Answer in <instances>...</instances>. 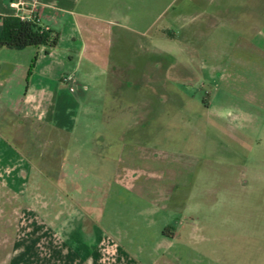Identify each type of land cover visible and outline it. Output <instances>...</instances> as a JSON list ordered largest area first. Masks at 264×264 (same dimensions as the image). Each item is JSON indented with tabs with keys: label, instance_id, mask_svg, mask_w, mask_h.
<instances>
[{
	"label": "rangeland",
	"instance_id": "rangeland-1",
	"mask_svg": "<svg viewBox=\"0 0 264 264\" xmlns=\"http://www.w3.org/2000/svg\"><path fill=\"white\" fill-rule=\"evenodd\" d=\"M204 5L85 0L84 37L99 49L88 51L92 61L76 60L75 133L50 132L54 143L46 145L33 131L22 151L48 156L42 193L49 202L61 195L66 217L94 219L129 246L136 263L264 264V49L239 44L236 28L209 27L217 19L204 17ZM21 126L2 114L0 149L21 153L13 138ZM86 139L92 145L80 142ZM79 151L85 177L58 180ZM71 186L96 193H77L76 202ZM13 196L1 189L2 218L14 214ZM33 196H16L17 217L43 216V200Z\"/></svg>",
	"mask_w": 264,
	"mask_h": 264
},
{
	"label": "crops",
	"instance_id": "crops-1",
	"mask_svg": "<svg viewBox=\"0 0 264 264\" xmlns=\"http://www.w3.org/2000/svg\"><path fill=\"white\" fill-rule=\"evenodd\" d=\"M11 1L0 0V35L3 32L4 19L16 17L15 9L10 6ZM84 1L38 0L40 22L60 34V42L55 49L41 47L15 50L0 47V121L2 114L6 113L12 118L20 119L22 126L18 133L16 128L13 138L23 143L19 154L12 149H0V196L2 188L8 189L14 195L12 217H1L0 202V264H142L134 261L135 257L130 254L129 246L123 245L106 229L98 230L94 219L88 220L82 216L66 217V202L61 195L55 194V203L49 202L47 194L42 193V178L49 182L50 176L48 156L43 153H22L33 144V131L45 137L46 145L54 143L48 138L50 132L58 135L75 133L76 126L73 121L75 113L81 108L72 86V82L81 76L80 64L76 65V60L78 56L83 59L87 56L92 61L96 57L88 51L97 52L99 49V44L90 43L84 37L85 31L90 32V28L83 27L80 22V18L84 17L81 10ZM199 1L207 4L202 6L204 17L209 20L217 19L216 22L207 21L209 27L214 28L216 25L218 29L221 27L222 32L224 28H236V32L241 35L238 38L239 44L247 41L249 47L253 44L255 48L264 49V0ZM212 6L216 8L210 11ZM252 33L259 34V41L242 36ZM67 71L70 74L66 78ZM70 77L72 79L68 80ZM21 130L24 131L23 135ZM77 140L79 139H75ZM80 142L92 145V140L89 139ZM76 155L72 170L66 171L64 167L60 169L58 180L75 179L83 175H80L82 171L78 164L83 153L79 151ZM36 161H40L42 168L34 169ZM6 166L12 168L9 171L4 170L5 175L7 174L5 179L2 178L1 169ZM45 168L46 175L43 173ZM32 178H39L40 185L34 186ZM71 187L75 197L73 200H82L77 193L83 190L80 189L79 192L76 191L78 186ZM54 189L56 193L65 194L64 188L61 190L58 186ZM95 189H85L82 193L95 194ZM18 194H29L31 198H34V194L38 195L43 200L38 205L44 210L43 216L30 217L24 214L17 217L15 199ZM83 199H87V196ZM88 201L89 204L92 203L91 199ZM157 204V198L153 199L152 206ZM52 209L56 216L49 215ZM144 209L147 207L144 206ZM112 231L117 230L112 228Z\"/></svg>",
	"mask_w": 264,
	"mask_h": 264
},
{
	"label": "trees",
	"instance_id": "trees-1",
	"mask_svg": "<svg viewBox=\"0 0 264 264\" xmlns=\"http://www.w3.org/2000/svg\"><path fill=\"white\" fill-rule=\"evenodd\" d=\"M60 42V34L40 22L23 21L18 17L4 19L3 32L0 35V47L15 50L47 47L55 49Z\"/></svg>",
	"mask_w": 264,
	"mask_h": 264
},
{
	"label": "built area",
	"instance_id": "built-area-1",
	"mask_svg": "<svg viewBox=\"0 0 264 264\" xmlns=\"http://www.w3.org/2000/svg\"><path fill=\"white\" fill-rule=\"evenodd\" d=\"M10 6L15 9L16 17L23 21H38V0H12ZM70 77L68 80H71Z\"/></svg>",
	"mask_w": 264,
	"mask_h": 264
}]
</instances>
